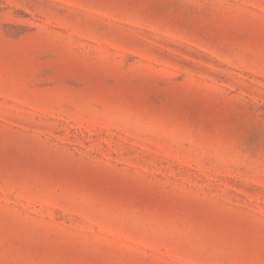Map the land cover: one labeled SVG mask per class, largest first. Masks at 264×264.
<instances>
[{"label":"rangeland","instance_id":"374dc122","mask_svg":"<svg viewBox=\"0 0 264 264\" xmlns=\"http://www.w3.org/2000/svg\"><path fill=\"white\" fill-rule=\"evenodd\" d=\"M0 264H264V0H0Z\"/></svg>","mask_w":264,"mask_h":264}]
</instances>
